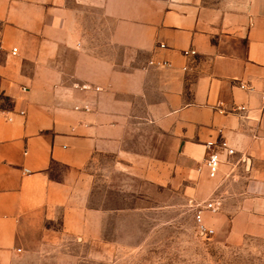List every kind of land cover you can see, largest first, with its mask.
Segmentation results:
<instances>
[{
	"label": "crops",
	"instance_id": "0c3cea01",
	"mask_svg": "<svg viewBox=\"0 0 264 264\" xmlns=\"http://www.w3.org/2000/svg\"><path fill=\"white\" fill-rule=\"evenodd\" d=\"M96 182L217 198L212 235L264 240V0H0V264L98 242Z\"/></svg>",
	"mask_w": 264,
	"mask_h": 264
},
{
	"label": "rangeland",
	"instance_id": "374dc122",
	"mask_svg": "<svg viewBox=\"0 0 264 264\" xmlns=\"http://www.w3.org/2000/svg\"><path fill=\"white\" fill-rule=\"evenodd\" d=\"M120 185L95 183L90 206L102 212L98 242L69 241L67 261L38 264H264V240L234 243L200 234L183 190L141 194Z\"/></svg>",
	"mask_w": 264,
	"mask_h": 264
},
{
	"label": "built area",
	"instance_id": "2783aa9c",
	"mask_svg": "<svg viewBox=\"0 0 264 264\" xmlns=\"http://www.w3.org/2000/svg\"><path fill=\"white\" fill-rule=\"evenodd\" d=\"M160 47H164L160 45ZM16 49H13L12 53L15 54ZM184 56H194L195 51L187 50L183 52ZM242 88L247 89L245 86ZM236 111H245V107H237ZM207 154L203 161V166L207 170L209 178H215L218 174L219 167L222 163L228 161L231 157L235 155V150L228 145L226 140L219 138L215 143L208 144L206 146ZM194 208V220L196 224L197 231L202 235H212L213 230L210 229L203 218L204 212H209L210 214H216L221 206L220 201L217 198H211L210 200L201 203L193 204Z\"/></svg>",
	"mask_w": 264,
	"mask_h": 264
}]
</instances>
